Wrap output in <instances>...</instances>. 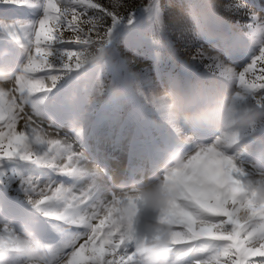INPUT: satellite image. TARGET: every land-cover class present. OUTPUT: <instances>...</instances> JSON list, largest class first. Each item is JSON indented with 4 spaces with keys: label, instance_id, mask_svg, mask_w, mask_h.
<instances>
[{
    "label": "snow or ice",
    "instance_id": "6c2138e0",
    "mask_svg": "<svg viewBox=\"0 0 264 264\" xmlns=\"http://www.w3.org/2000/svg\"><path fill=\"white\" fill-rule=\"evenodd\" d=\"M0 6L15 14L0 18V36L26 54L0 87V185L18 180L28 202L63 233L59 246L41 248L43 264H140L150 237L134 227L135 189L117 192L102 169L89 167L79 147L80 127L62 136L42 104L66 82L85 78L95 66L88 55L106 49L113 27L130 22L134 9L150 14L157 35L167 27L165 9L159 0L146 7L129 0H0ZM221 9L247 17L239 26L243 44L235 46L251 47L250 61L234 67L203 48L191 59L250 105L257 119L242 130L199 133L168 121L184 152L182 163L161 176L169 199L158 223L169 228V264H264V205H257L253 190L264 181V167L247 159L256 141H264V16L247 0H203L190 4L188 15L195 29L210 35L227 23ZM28 167L54 178L41 182ZM18 237L9 226L0 228V249L16 252Z\"/></svg>",
    "mask_w": 264,
    "mask_h": 264
},
{
    "label": "rangeland",
    "instance_id": "374dc122",
    "mask_svg": "<svg viewBox=\"0 0 264 264\" xmlns=\"http://www.w3.org/2000/svg\"><path fill=\"white\" fill-rule=\"evenodd\" d=\"M103 2L107 3L108 0ZM129 2L146 7L150 0ZM159 2L165 9L164 19L167 25L159 31V35L155 20L150 14L143 8L134 9L130 22L123 20L113 27L106 47L108 54L104 60L88 68L85 78L78 83L68 81L60 86L42 104L45 118L57 127L62 136L75 135L69 121L73 114L82 113L79 147L87 158L85 162L102 169L105 179L110 180L115 188L114 181L126 180L127 183L123 186L118 185L117 192L138 188L150 183L152 178L154 182L157 176L163 175L165 166H168V162L161 165L160 158L166 157L168 160V153L174 147L181 146L172 126L153 108L152 94L164 91L172 81L190 85L198 80H214L203 64L191 59L197 49L217 52L221 60L234 67H243L253 54L251 47L235 46L243 44L239 26L247 19L244 14L232 15L221 9L220 15L227 23L216 33L206 35L193 27L188 15L189 5L203 0ZM215 2L222 4L226 0ZM247 2L252 12L264 16V0ZM13 15L15 14L0 6V18L10 20ZM181 29L191 30L182 33ZM13 45L10 40L0 36V49L14 50L13 54L16 55L14 64L0 69L15 72L24 62L25 52L18 51L21 48ZM72 92L76 93L74 102L68 99ZM179 126L185 132L190 131L183 124ZM259 135L264 137V130ZM247 157L254 164L264 167V141L258 139ZM25 171L39 176L41 182L54 178L45 169L28 167ZM18 182L12 180L0 185V228L7 225L19 236L24 231H31L42 247L59 246L64 235L56 221L32 205V210L26 206L23 210L11 208L13 202L18 198L20 200L19 195L23 194ZM34 209L37 215L34 214ZM137 214L134 227H139L141 234L138 235L142 236L145 235V225L156 222L159 213L155 211L151 221L146 212ZM141 221L143 224L139 226ZM22 260V257L18 258L19 264H22Z\"/></svg>",
    "mask_w": 264,
    "mask_h": 264
},
{
    "label": "clouds",
    "instance_id": "9594fccd",
    "mask_svg": "<svg viewBox=\"0 0 264 264\" xmlns=\"http://www.w3.org/2000/svg\"><path fill=\"white\" fill-rule=\"evenodd\" d=\"M7 54L8 49H0V56ZM107 54V49H104L90 53L87 59L97 64L103 61ZM7 79V71L0 69V87H3ZM68 99L74 102L76 93L72 92ZM151 104L164 120L183 124L193 133L218 129L242 130L257 119L250 105L229 95L215 80H198L190 85L172 81L164 91L152 94ZM82 119V114H73L69 121L71 128H79ZM183 159L182 147H174L168 153V166L164 171L179 166ZM134 189L133 194L139 198V208L160 213L169 199V192L161 176H157L154 182ZM253 190L257 205H264V181L256 183ZM144 231L150 238L142 245L140 264H169L171 240L168 226L159 224L157 219L156 222L147 223ZM154 233L156 238L152 239ZM41 248L34 234L24 231L23 235L18 237L16 252L6 248L0 249V264H15L14 258L20 257L23 258L22 264H43Z\"/></svg>",
    "mask_w": 264,
    "mask_h": 264
},
{
    "label": "bare ground",
    "instance_id": "6f19581e",
    "mask_svg": "<svg viewBox=\"0 0 264 264\" xmlns=\"http://www.w3.org/2000/svg\"><path fill=\"white\" fill-rule=\"evenodd\" d=\"M4 14H7V12L6 13H4ZM14 47H17V45L16 44H14L13 45ZM13 49H15V48H13ZM22 49H19L18 51H21ZM14 51V50H13ZM13 51H8V54L7 55H5V56H0V67L2 68V67H4V66H6V65H11V64H14L15 63V61H16V58H15V56L16 55H14L13 54ZM23 51V50H22ZM24 52V51H23ZM24 54V53H23ZM23 56H25V54L23 55ZM10 86V85H9ZM82 114V113H81ZM188 128V127H187ZM84 156V155H83ZM166 156V155H165ZM84 158H85V161L87 160V158L84 156ZM248 158V157H247ZM168 159V158H167ZM167 162H168V160H166V157H162V158H160V164L161 165H166L167 164ZM88 164V163H87ZM88 166L89 167H92V166H94L93 164H88ZM166 167V166H165ZM38 170V169H37ZM46 170V169H45ZM44 171V170H43ZM49 172V171H48ZM51 173V172H50ZM46 175V174H45ZM49 179V178H48ZM153 179L154 178H152V181L150 180V182H153ZM155 181V180H154ZM19 183V182H18ZM127 183V181L126 180H123V179H119L118 181H114V184H116V188L118 187V185L119 186H123L124 184H126ZM15 184V183H14ZM13 184V185H14ZM17 185H19V184H17ZM16 185V186H17ZM6 186V185H5ZM12 189H13V187H11ZM3 189V188H2ZM4 190V189H3ZM17 190V189H16ZM15 191V190H14ZM1 192H2V190H1ZM21 193H23L22 191H20ZM3 193H5L4 191H3ZM6 194V193H5ZM14 194V193H13ZM1 195V194H0ZM6 196V195H5ZM17 196V195H16ZM20 196V200H18L17 199V201H15V202H13L14 203V205L12 204V206H11V208H15V209H17V210H23L24 209V206H26L27 208H30L31 210L33 209V208H31L30 206H31V204L28 202V200H27V198L25 197V195H24V193L23 194H20L19 195ZM11 197V196H10ZM4 199H5V197H4ZM6 199H7V197H6ZM9 199V198H8ZM10 200V199H9ZM14 200V199H13ZM3 201H5V200H3ZM2 201V202H3ZM1 202V201H0ZM34 211V214H38V213H36V211H35V209L33 210ZM143 212H146L147 213V215H148V219L150 220V218L152 217V215L155 213V211H153V210H151V209H148L147 210V208H143V207H140L139 208V211H138V213H139V215H142V213ZM33 213V212H32ZM151 213V215H149ZM34 214H32V216H35ZM138 215V214H137ZM156 215V214H155ZM145 216H146V214H145ZM138 218H140V217H138ZM142 220H143V218H142ZM146 220V219H145ZM152 220V219H151ZM150 220V221H151ZM139 221V220H138ZM144 221V220H143ZM143 221H141L140 223H139V226H141V224H143ZM147 221V220H146ZM57 223V222H56ZM145 223V222H144ZM136 229V232H137V234L139 233V231H138V229H139V227H138V229L137 228H135ZM141 230H143V229H141ZM144 232V231H143ZM59 233V232H58ZM145 233V232H144ZM139 234H141V233H139ZM58 236H60V235H58ZM142 236H143V234H142ZM51 240H53V239H51Z\"/></svg>",
    "mask_w": 264,
    "mask_h": 264
}]
</instances>
